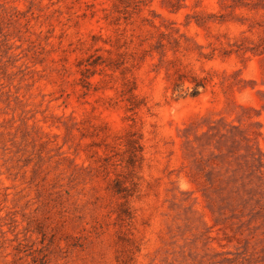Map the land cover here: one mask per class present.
Instances as JSON below:
<instances>
[{
  "label": "rangeland",
  "instance_id": "374dc122",
  "mask_svg": "<svg viewBox=\"0 0 264 264\" xmlns=\"http://www.w3.org/2000/svg\"><path fill=\"white\" fill-rule=\"evenodd\" d=\"M249 1L0 0V264H264Z\"/></svg>",
  "mask_w": 264,
  "mask_h": 264
},
{
  "label": "trees",
  "instance_id": "16d2710c",
  "mask_svg": "<svg viewBox=\"0 0 264 264\" xmlns=\"http://www.w3.org/2000/svg\"><path fill=\"white\" fill-rule=\"evenodd\" d=\"M252 4L253 7H257L259 4L264 7V0H257L253 1L250 0L249 2H246L245 5ZM185 77L184 75L181 74L179 76L178 80L175 81L173 90L174 91H180L181 95H188L190 94L191 96H196L201 93V91L206 87V82L204 79L200 78H193L191 82L193 83L192 88L189 92L185 91L183 94V89H184V80ZM187 79V78H186ZM127 146H128V151H129V159L128 162L130 165H134L135 162L137 161V155L141 151L142 147L140 144V137L136 136L135 132L130 133V138L127 140ZM113 191L115 193H122L125 196L129 195V190L124 186L122 183L119 181L115 182V185L113 186Z\"/></svg>",
  "mask_w": 264,
  "mask_h": 264
}]
</instances>
